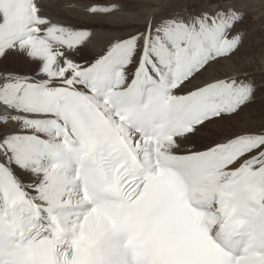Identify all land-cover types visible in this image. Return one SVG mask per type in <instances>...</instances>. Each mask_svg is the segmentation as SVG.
Here are the masks:
<instances>
[{"label":"snow or ice","instance_id":"1","mask_svg":"<svg viewBox=\"0 0 264 264\" xmlns=\"http://www.w3.org/2000/svg\"><path fill=\"white\" fill-rule=\"evenodd\" d=\"M53 6L0 0V63L35 66L0 71V264H264V116L237 122L261 85L206 77L249 5L172 0L98 50Z\"/></svg>","mask_w":264,"mask_h":264},{"label":"bare ground","instance_id":"2","mask_svg":"<svg viewBox=\"0 0 264 264\" xmlns=\"http://www.w3.org/2000/svg\"><path fill=\"white\" fill-rule=\"evenodd\" d=\"M164 1L166 2L167 0H51V3L55 6L50 7L48 11L55 18L60 19L62 21H66L67 23L77 24V25L87 24L91 26L92 28H94L97 33V42L94 45V48L98 50L100 47L103 46L104 42L106 41L108 37L120 36V35H123L125 32L132 31L136 26L142 24L143 19L146 14L159 12L161 10L160 6L165 5ZM93 2L102 4V5H108V4L115 3L118 5H121L122 9L121 11L117 12L115 16L90 18L86 16V14L84 13L83 7ZM244 2L249 5L247 9L248 11L247 16H251L252 21H253L250 34L252 38L256 39L257 42L255 43L260 44V42L264 40V3H262L261 0H244ZM67 5H74L76 7L69 8L67 7ZM240 27L243 28L242 25H240ZM255 43L251 42L252 45ZM261 48H264V47H261ZM84 53L89 54V55L93 54L92 51H88V50H86ZM255 57H258L259 59H255ZM16 60L18 61L20 65H23V66L28 65L29 67H34V65H29L23 59H16ZM237 68H239L240 70L244 72L247 70H255V69H260L264 72V55L254 54V58L249 59L248 62L247 61L240 62L239 64H236L233 61H227L224 64L223 72L225 70L232 72L233 70H236ZM13 71H16V70H13ZM24 72H30V71L26 70ZM217 73H218V70L215 66L214 69L210 73L206 74V77L210 78L212 75H217ZM262 102H264V98L262 99ZM238 118H237V122H239ZM224 127L231 128L229 124L227 123H225Z\"/></svg>","mask_w":264,"mask_h":264},{"label":"rangeland","instance_id":"3","mask_svg":"<svg viewBox=\"0 0 264 264\" xmlns=\"http://www.w3.org/2000/svg\"><path fill=\"white\" fill-rule=\"evenodd\" d=\"M171 2H172V0H167L164 4L165 5H168L167 3L170 4ZM159 12H157V13H159ZM246 19H245L244 24H242V26L247 31V38L245 40L244 47L242 48L243 50L241 49V54H238V56L234 58V60H237V61H240V62H246V61L248 62L249 59L254 58V54H264V48H261V47H264L263 46L264 45V43H263L264 40L261 41L260 44L259 43H255V42H257L256 39L255 38H252V36L250 34L251 33V29H252V22H253L252 21V18H251V16H247ZM249 20H250L251 23L249 22ZM251 42L252 43H255V44H253L254 46L251 44ZM82 55L85 56L86 58L88 56H90L89 54H85V53H82ZM255 59H259V58L258 57H255ZM226 62L227 61H225L222 64L216 66V68L218 70L217 75H219V73L220 74H222V73H229L228 70L227 71L225 70L223 72V70H224V64ZM27 66L26 65L25 66L20 65L16 59H12V60L10 59V61L7 60V61H3L2 63H0V71H2L5 68L13 69V70H16L17 72H24L26 70H29L30 72L34 71L35 66L34 67H29V66L27 67ZM245 72L247 74L249 73L248 75H250V76H252V77L255 78L257 84L258 85H261V89L257 92V96H256L255 103L249 105L248 108H246L244 111H242L240 113V116H239L238 120H239V123H245L246 122V123L259 124L262 116H264V102H262V99L264 98V72L262 70H260V69L247 70ZM251 72H252V74H251ZM226 123L229 124L230 127H233V125L230 122H226ZM207 134L208 135H212L214 133H207Z\"/></svg>","mask_w":264,"mask_h":264}]
</instances>
